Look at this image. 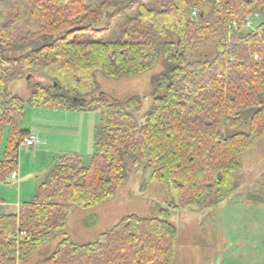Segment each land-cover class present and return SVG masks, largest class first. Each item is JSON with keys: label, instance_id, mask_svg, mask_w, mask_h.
<instances>
[{"label": "trees", "instance_id": "1", "mask_svg": "<svg viewBox=\"0 0 264 264\" xmlns=\"http://www.w3.org/2000/svg\"><path fill=\"white\" fill-rule=\"evenodd\" d=\"M255 11L256 28H242ZM159 63L144 119L140 95L100 90L98 73L128 78ZM21 79L28 97L10 90ZM27 104L101 119L89 161L63 154L19 212H0V264L53 240L74 207L113 199L141 166L166 187L167 208L125 215L87 242L65 236L35 264H170L179 235L171 210L229 191L264 135V0H0V183L14 180L31 134L20 122ZM255 198L264 204V191Z\"/></svg>", "mask_w": 264, "mask_h": 264}, {"label": "rangeland", "instance_id": "2", "mask_svg": "<svg viewBox=\"0 0 264 264\" xmlns=\"http://www.w3.org/2000/svg\"><path fill=\"white\" fill-rule=\"evenodd\" d=\"M162 68L159 63L142 74L120 79L98 73L100 90L117 99L140 95L143 106L136 114L139 119H144L154 98L152 80ZM10 90L25 97L30 94L24 79L13 82ZM51 119L67 124L62 132H56L59 136L51 138L52 148L78 151L86 162L89 161L94 152L95 130L101 113L37 108L27 104L20 122L23 128H33ZM65 129L71 131L65 133ZM36 149V146H21L18 179L0 183V197L5 201L21 200L24 203L32 200L39 184L60 159L61 153L49 155L44 149L40 152ZM232 180L229 191L223 188L219 191L216 187L200 205L171 210L169 220L177 226L179 235L170 264H264V204L255 198L264 191V135L247 152L243 169L233 173ZM171 200L166 187L152 180L149 170L136 167L129 172L113 199L87 209L74 207L65 229L19 264H35L46 258L65 236L77 242L94 240L125 215L158 216Z\"/></svg>", "mask_w": 264, "mask_h": 264}, {"label": "crops", "instance_id": "3", "mask_svg": "<svg viewBox=\"0 0 264 264\" xmlns=\"http://www.w3.org/2000/svg\"><path fill=\"white\" fill-rule=\"evenodd\" d=\"M47 121H48V123L45 122V124L44 123L43 124H36L33 128H28L31 131V133L32 132L33 133H36L38 135V137H39V141L35 145L37 147L36 150L40 152L42 149H44V151L46 153L48 152L49 155H53V152H58V153H61V154H59L60 157L63 154L68 153V152H78V151H66V150H63V149H65L64 147L63 148L62 147H60V148L58 147L56 149L55 148H52L53 147V144L51 142V138L53 136H59V135L56 134V132H60L62 130V128H65L66 127L67 124L65 123L63 125V124H60L58 122H54V120H52V119L51 120H47ZM63 131L65 133H67V132H69L71 130H68L66 132V129H65ZM21 146L22 145H20V148H21ZM34 153H35V151H34ZM57 155L58 154H56V156ZM54 156H55V154H54ZM59 161H60V159L58 160V162ZM18 176H19V172H17V178L16 179H18ZM37 189H36V192H37ZM36 192L34 194H36ZM32 195L33 194H30L29 196L30 197H33ZM26 201H30V200H26ZM21 205H22V201L21 200L15 201V202H7V201H4V202L0 203V212H2V213H17V212H19Z\"/></svg>", "mask_w": 264, "mask_h": 264}, {"label": "built area", "instance_id": "4", "mask_svg": "<svg viewBox=\"0 0 264 264\" xmlns=\"http://www.w3.org/2000/svg\"><path fill=\"white\" fill-rule=\"evenodd\" d=\"M193 15H197V9L193 10ZM261 13L259 11L253 12L251 15H249L246 19L245 24L242 26V28H246L248 30H254L256 26L259 24ZM230 29H235L239 30L240 25L234 21L232 24L229 26ZM256 58L258 57L257 55L255 56ZM39 141V137L36 133H31L28 137L25 138V140L22 142V146H29V147H34ZM12 179L17 178V172H14L11 176ZM21 234H24L23 232Z\"/></svg>", "mask_w": 264, "mask_h": 264}, {"label": "water", "instance_id": "5", "mask_svg": "<svg viewBox=\"0 0 264 264\" xmlns=\"http://www.w3.org/2000/svg\"><path fill=\"white\" fill-rule=\"evenodd\" d=\"M30 78V75H28V79Z\"/></svg>", "mask_w": 264, "mask_h": 264}]
</instances>
